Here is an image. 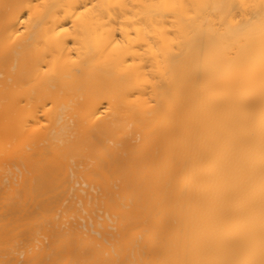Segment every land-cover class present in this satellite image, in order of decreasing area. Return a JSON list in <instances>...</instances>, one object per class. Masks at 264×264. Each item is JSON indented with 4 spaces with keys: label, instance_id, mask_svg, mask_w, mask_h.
Listing matches in <instances>:
<instances>
[{
    "label": "bare ground",
    "instance_id": "obj_1",
    "mask_svg": "<svg viewBox=\"0 0 264 264\" xmlns=\"http://www.w3.org/2000/svg\"><path fill=\"white\" fill-rule=\"evenodd\" d=\"M0 264H264V0H0Z\"/></svg>",
    "mask_w": 264,
    "mask_h": 264
}]
</instances>
